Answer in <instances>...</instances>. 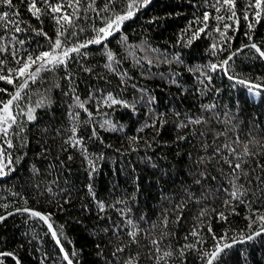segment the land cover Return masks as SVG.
Returning a JSON list of instances; mask_svg holds the SVG:
<instances>
[{
  "label": "snow or ice",
  "instance_id": "obj_1",
  "mask_svg": "<svg viewBox=\"0 0 264 264\" xmlns=\"http://www.w3.org/2000/svg\"><path fill=\"white\" fill-rule=\"evenodd\" d=\"M156 3L157 0H19V3H14V0H0V6L4 8L0 10V84L7 85L0 86V178H7L9 174L15 175L18 168L24 167L26 153L23 157L18 153L23 152L29 145L28 124L41 123L43 117L39 115L37 109L47 111L54 103L50 94L51 88H61L60 82L54 78V82L48 89L43 91L36 89L37 99L33 103V86L43 81L48 73L62 72L61 79L66 82L61 88L62 94L72 101L67 106L68 127L65 129L61 125L52 131L62 138L61 152L66 150L63 145L80 149L88 166L87 176L90 182L86 187L96 203L98 214H101V223L105 225L99 228V232L103 237H112L117 241L113 245L110 256L104 257L103 264H141V253L138 250L140 233H143L147 241L145 250L152 264H188V258L193 253L199 259L200 264H221V260L226 255L229 257L232 255L230 250L238 243L236 239L227 235L235 229L225 228V234L218 235L213 230L211 222L202 221L197 217L200 228L214 238L211 249L206 245L201 248L197 243L191 242L184 244L177 242L173 245L170 241L176 239V233L162 231L153 237L150 231L156 227V223L160 222L161 217L163 225L165 227L168 225L167 209L158 215L156 222H149L147 213H141L138 220H133L131 210L125 206L123 209H116L122 217V222L115 220L102 214L107 207L115 208L116 203L126 205V198L118 197L112 205H107L104 200L96 199V192L91 183V178L96 172V162L104 159L103 153H89L91 141H103L97 123L100 129L116 131L139 124L136 134L128 137L130 147L135 149L141 140L139 134L145 128H153L158 133L159 126L166 122L165 113L151 107L157 103V97L131 74L129 68L123 67L130 57L132 68H139L141 77L159 75L164 78L167 76L170 83L180 87L186 96L199 93L202 98H206L208 94L214 93L212 102L200 105L198 111L214 114L217 121H220L223 116V131L211 128L199 132L195 128L192 130V138L196 136L205 138L198 146L202 154L198 153L194 157L196 171L193 174L192 185L184 187V196L173 206V211L177 213L173 223L182 221L183 209L188 200L202 203L203 197L208 192L214 195L222 192L226 197L224 205L227 208L225 211L217 212L216 216L227 223L226 211L230 210L234 214L236 203H242L247 208L248 224L246 230L239 231L240 240L264 239V200L261 199L264 197V163L261 162L264 159V144L251 136V131L248 133L250 139L242 140L237 130L239 122L229 118V112L232 110L217 103L223 91H231L241 85L244 86L242 90L245 101L255 97L264 100V75L246 77L237 72L238 65L235 63L237 56L264 63V40L257 42L254 38L257 25L264 23V0H244L243 8L239 7L238 0H191L192 7L201 10V15L191 16L185 27L180 30L176 40V45L180 46V50L173 46L171 51L167 47L161 48L158 44L153 47L155 42L149 41L147 35L136 42L132 34L124 30L140 20L141 15H147L148 9ZM22 8L36 19L39 26L21 17ZM209 9H214L216 14L213 15ZM221 12L226 15H220ZM172 15L173 13L165 14L166 17ZM174 15L180 16L181 13L176 12ZM241 16L247 25L248 30L244 35L249 42L242 43L239 48L233 49L230 46L234 39L233 30L238 29ZM210 17L214 19L215 26L210 21ZM46 18H49L54 25L51 35L44 27ZM223 20L228 22L221 25L220 22ZM159 21L160 17L153 15L146 21L140 22L159 26ZM141 31L146 32L145 29ZM206 36L211 40L210 43L205 40ZM201 40L208 43V47L204 49L209 57L206 61L204 55L194 54L195 46ZM112 41H116L115 48L110 46ZM141 51L144 53L143 56L139 55ZM96 53H99V59L102 61L97 66L117 76L119 85L113 86L107 81V77H103L104 83L113 88L108 91L105 87H97L95 83L89 81L85 84L88 90L87 96L82 100L77 89L83 74L87 73L89 77L95 75L97 81L101 80L100 75L96 73L97 66H90L87 63L90 59L96 58ZM184 53L188 54L187 57ZM221 55L223 59L220 58ZM185 58L196 59L198 62L190 66L185 65ZM173 62L177 66L187 67V74H190L193 79L191 88L181 83L182 74L171 67ZM160 63L169 65L167 73L150 71L153 64L158 66ZM145 64L148 65V71H145ZM71 65H76L74 71ZM225 79L228 81L227 89L223 86ZM217 83L221 86L217 87ZM129 86L139 93V96L134 95L131 101L124 98ZM90 100L95 101V112L91 110L90 105L86 107ZM139 105L146 106L148 111L139 113ZM118 107L131 110L128 113L129 120L132 114L136 113L137 116L144 115L146 122H140L137 119L132 121V124L125 125L119 121H113L110 117L99 122L93 118L100 116L104 108L114 112ZM221 107L224 111H217ZM77 109H83L87 114L84 120L80 119V112ZM241 111L240 100L237 99L236 111L232 115L237 116ZM174 114L177 117L183 115L179 112ZM209 123L205 115L189 112L179 120L175 127L182 129L191 125ZM81 125L85 127L81 128ZM252 125L256 127L255 117ZM48 130L45 129V131ZM230 134L231 138H229ZM208 135L213 138L211 142L206 139ZM221 137L224 138L223 142L217 143ZM41 139L44 140L43 137ZM177 139L187 140L189 136L186 134ZM155 142L156 139L153 136L146 141L144 146L147 149ZM46 144L47 140H44V143L40 145L41 152L37 155H43L48 151ZM108 146L111 147V145ZM14 153L17 154L14 155ZM187 155L189 159H193L191 152ZM68 158H72L70 154ZM213 163L219 165V168L210 167ZM32 171L33 174L39 173V169H36L34 165ZM213 171H216V176L212 175ZM225 180L228 183L226 188L221 187ZM241 180L244 183H241ZM205 181H211L216 187L205 188ZM33 187L39 197L40 184L37 183ZM46 191L50 192L51 188L49 187ZM197 192L200 195H197ZM22 199L27 204V197H22ZM68 199H70L69 196H63V202H67ZM257 204L260 206L257 207ZM7 207L5 205V208ZM84 207L87 208L88 205ZM204 212L205 209H201L200 214L203 215ZM13 213H27L29 218L38 219L47 226L48 233L45 235L50 233L55 247L47 250L41 248L37 264H83L82 250H77L70 240L62 242L64 225L54 224V213L41 211L34 207H13L11 213L5 211L3 215H0V221H4ZM141 224H144V228L140 227ZM124 233L127 234L126 240L123 239ZM102 236L98 235L97 239H101ZM189 236L196 238L199 243L207 239V236H202L196 227L186 233L184 239L188 240ZM165 242H169L166 251L162 250V244ZM4 243H8L7 238ZM65 243H72L70 250L65 247ZM19 247L23 245H18ZM134 247L136 251H133ZM96 248L98 249L97 258L104 256V247L97 244ZM241 255L243 260L237 257L233 264H249V254L243 252ZM8 260H11V264H24L17 250L6 247L0 251V264H6Z\"/></svg>",
  "mask_w": 264,
  "mask_h": 264
},
{
  "label": "trees",
  "instance_id": "obj_2",
  "mask_svg": "<svg viewBox=\"0 0 264 264\" xmlns=\"http://www.w3.org/2000/svg\"><path fill=\"white\" fill-rule=\"evenodd\" d=\"M14 3H19V0H14ZM238 3L239 7L243 8L244 0H238ZM169 5L172 6L170 7ZM0 10H4L3 6H0ZM209 10L213 12V15L216 14L214 9ZM176 12L181 13V15H174ZM166 13H173V15L166 17ZM193 14L201 15V10L193 8L191 0H157V3L148 9L147 15H141L140 20L129 25L124 30L132 34L136 42L144 35H147L149 41L155 42L153 47L158 44L161 48L167 47L169 51L172 50L173 46H176V49L180 50V46L176 45L177 37L180 30L185 27ZM219 14L226 15L224 12ZM153 15L160 17L159 26L140 22L146 21ZM21 17L29 19L33 25L39 26L36 19L31 17L23 8L21 10ZM210 21L215 26V21L212 17H210ZM227 22V20H223L220 23L222 25ZM44 27L50 35L53 33L54 25L49 18L45 19ZM141 29H145L146 32H142ZM247 30V25L241 16L238 29L233 30L234 39L230 43L233 49L239 48L242 43L247 44L249 42L248 38L244 35ZM254 38L257 42L264 40V23L257 25L254 31ZM205 40L208 43L211 42L207 36ZM205 40H201L196 44L194 54L196 56L204 55L206 61L209 57L204 52V49L208 47V43H205ZM110 46L115 48L116 41H112ZM139 55L143 56V51ZM184 55L187 57L188 54L184 53ZM220 58L223 59V55ZM197 62L196 59L185 58V65L190 66ZM199 62L202 63L203 61ZM87 63L90 66L101 64L102 61L99 59V53H96V58L90 59ZM235 63L238 65L237 72L246 77L264 75V63L259 60L251 58L243 59V57L237 56ZM70 67L74 71L76 65H71ZM123 67L129 68L131 74L139 79L141 84L146 85L157 97V103L151 107L165 113L164 119L166 122L162 126H159L160 131L158 133L153 128H145L139 134L141 140L135 149L130 147L128 137L136 134V128L139 127V124H135L130 128L125 127L122 131H116L114 129H100L99 123H97V128L103 137V141L93 140L89 146V153H103L104 155V159L96 162V172L94 177L91 178L93 189L96 192V199L104 200L107 205H112L118 197L126 198V205L116 203L115 208L107 207L102 215L110 216L122 222V217H120L116 209H123L126 206L131 210L130 214L133 220H138L141 213H147L149 222H156L158 215L164 209H167L169 223L165 227L161 217L160 222L156 223V227L150 229L153 237L162 231L173 232L177 234L176 239L170 241L173 245L177 242L181 244L191 242L197 243L201 248L206 245L211 249L214 238L200 228L196 219L199 217L202 221L211 222L213 230L218 235L225 234V228L230 227L235 229V231L229 232L227 235L236 239L238 243L233 245L230 250L232 255L230 257L226 255L221 260V264H233V261L237 257L242 261L243 256L241 253L243 252L249 254V264H264V239L258 238L254 241L240 240L239 231L246 230L248 224L246 206L237 202L234 214L230 210L226 211V215L228 216L227 223L221 221L216 216L217 212L225 211L227 208L224 205L226 197L222 192L219 195L208 192L203 197L202 203L188 200L183 209L182 221L180 223H173L177 214L173 211V206L184 196V187L193 183V174L196 171L194 157L200 153L198 146L205 139L200 136L192 138L191 133L193 128L198 132L210 128L217 131H223L224 129L222 123L223 116H221L220 121H217L214 114L198 111L200 105L212 102L214 93L208 94L206 98H202L199 93L186 96L180 87L170 83L167 76L164 78L159 75L141 77L140 69L132 68V59L130 57ZM171 67L182 74L181 83L191 88L193 79L190 74H187V67L177 66L175 62L172 63ZM168 69V64L160 63L158 66L153 64L150 71L153 73H167ZM148 70V65L145 64V71ZM96 73L100 75V81L96 80L95 75L89 77L87 73L81 77L77 91L82 100L87 96L88 90L85 84L89 81L95 83L97 87H105L108 91L113 90V88L108 87L104 83L103 77H107V81L111 85H119V78L104 68L97 66ZM62 76V72L57 74L48 73L43 81L37 82L33 86V103L37 99L36 89L39 88L41 91L48 89L50 84L54 82V78L60 82L62 88L66 83L61 79ZM0 86L7 85L0 84ZM216 86L220 87L221 85L217 83ZM223 86L227 89L228 81L226 79ZM243 87L241 85L231 91H223L217 103L227 106L232 110L229 112V118L239 122L237 130L240 132L242 140L250 139L248 133L251 131V136L256 137L264 144V124H262V121H264V100L255 97L245 101ZM61 88H51L50 94L54 103L47 111L37 109L39 115L43 117L41 123L28 124L29 145L23 152L18 153L22 157L26 153L24 167L18 168L15 175L9 174L7 178H0V215H3L5 211L11 213L13 207H34L41 211L52 212L54 213V224L56 226L64 225V229L62 230L63 235L61 236L62 242L70 240L74 243L77 250H82L81 259L83 260V264H103L104 257L110 256L113 245L117 241L112 237H103L99 232V228L105 225L101 223V214H98L96 203L86 187L90 182L87 176L88 166L80 149L63 145L66 150L61 152L62 138L59 135H55L54 131H52V129L61 125L65 129L68 127L67 106L72 101L69 97L62 94ZM134 95L138 97L139 93L129 86L125 91L124 98L131 101ZM237 99L240 100L242 111L237 116H233L232 113L236 111ZM89 105L91 106V110L95 112V101H88L86 107ZM77 110L80 112V119L84 120L87 114L83 109ZM130 111V109L118 107L112 112L104 108L100 116L93 118L99 122L110 117L113 121H119L125 125L132 124V121H136L137 119L140 122H146L144 115L137 116L136 113H133L131 120H129L128 113ZM147 111L148 108L146 106H138L139 113H146ZM217 111L223 112L224 108H218ZM176 112L183 115L177 117L174 114ZM189 112L196 115H205L210 123L177 129L175 125ZM254 117L256 127L252 125ZM84 127V125H81V128ZM46 128L49 130L45 131ZM186 134H188L189 139H177V137L185 136ZM153 136H155L156 142L146 149L144 146L146 141L150 140ZM41 137L47 140L45 147L48 151L43 155H37V153L41 152L40 145L44 143ZM229 138H231V134ZM206 139L211 142L213 138L211 135H208ZM223 139L221 137L217 143H222ZM108 145H111V147ZM190 152L193 154V159H189L187 155ZM69 154L72 157L71 159L68 158ZM261 162L264 163V159ZM249 163H252V161H249ZM33 165L36 169H39V173L33 174ZM210 167L219 168V165L213 163ZM257 171L259 170L257 169ZM212 175L216 176V171H213ZM37 183L41 186L39 197H37L33 187ZM241 183H244V181L241 180ZM49 187L51 188L50 192L46 191ZM204 187L215 188L216 185H213L211 181H205ZM221 187H228L226 180L222 183ZM193 191L196 190L193 189ZM65 195L70 197L67 202H63V196ZM197 195H200V193L197 192ZM22 197H27V204ZM261 199L264 200V197ZM86 204L88 205L87 208L84 207ZM5 205L8 207L5 208ZM256 206L259 207L260 205L257 204ZM201 209H205L203 215L200 214ZM107 223H111V221H107ZM140 227L144 228V224H141ZM193 227H196L202 236H207V239H204L203 243H199L196 238L191 236H189L188 240L184 239L185 234L189 233ZM45 233H48L46 224H42L38 219L29 218L27 213H13L4 221H0V251L6 247L17 250L22 256L24 264H37V257L41 254V248L47 250L55 247L50 233L47 235ZM98 235H101L102 238L97 239ZM5 238H7V244L4 243ZM123 239H127L126 233L123 234ZM110 240L112 241L111 243L109 242ZM139 240L140 248L138 250L141 253V264H152L145 250L147 241L144 239L143 233L139 234ZM72 243H65V247L70 250ZM167 243L169 242L162 244V250H167ZM97 244L104 247V256L100 258H97ZM18 245H23V247L18 248ZM136 250L134 247L133 251ZM6 264H11V260H8ZM188 264H200L195 253L189 256Z\"/></svg>",
  "mask_w": 264,
  "mask_h": 264
}]
</instances>
